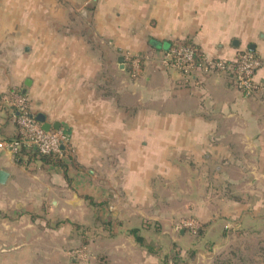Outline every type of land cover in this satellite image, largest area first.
<instances>
[{
	"label": "crops",
	"instance_id": "crops-1",
	"mask_svg": "<svg viewBox=\"0 0 264 264\" xmlns=\"http://www.w3.org/2000/svg\"><path fill=\"white\" fill-rule=\"evenodd\" d=\"M4 2L0 101L24 95L69 137L79 170L72 187L59 169L18 164L0 102V264H264V236L251 235L264 230V0H91L85 26L47 15L45 0L37 15L31 0ZM186 40L211 61L256 53L255 95L229 72L163 67Z\"/></svg>",
	"mask_w": 264,
	"mask_h": 264
},
{
	"label": "built area",
	"instance_id": "built-area-1",
	"mask_svg": "<svg viewBox=\"0 0 264 264\" xmlns=\"http://www.w3.org/2000/svg\"><path fill=\"white\" fill-rule=\"evenodd\" d=\"M134 69V78L139 76L141 64L140 56H131ZM162 64L176 67L182 72L193 74L195 72L215 73L229 72L234 84L245 96H254L258 89L256 75L262 68L261 58L251 51L245 50L238 53L235 60L211 61L205 56L197 58V51L187 46H177L167 51L162 59ZM2 105L12 109L13 118L17 125V137L9 144L13 154H18L22 147L35 149L40 154H62L64 149L71 148L69 137L60 130L45 131L42 124L30 112L26 97L12 91L3 95Z\"/></svg>",
	"mask_w": 264,
	"mask_h": 264
},
{
	"label": "rangeland",
	"instance_id": "rangeland-1",
	"mask_svg": "<svg viewBox=\"0 0 264 264\" xmlns=\"http://www.w3.org/2000/svg\"><path fill=\"white\" fill-rule=\"evenodd\" d=\"M15 1L18 3V7L21 8V4H22L23 0H15ZM38 1L39 0H31V4H30L33 7V12L35 13V15H37V12H38L37 11L38 10L37 9L38 8V5H37ZM90 1L91 0H72V1L71 0H45V3H46V11L45 12L47 15H49L51 17H54V16L57 17L60 13H63L64 16H66L68 18H69V15H71L73 13V14H75L76 17H79V16L82 17V20L80 18H78V22L82 23L83 20H86L89 17L88 13H89L90 8H88V4L90 3ZM0 2H1L0 6L3 7V11H4L5 2H4V0H0ZM47 18H48V16H47ZM35 19H36V16H35ZM49 22L51 23V19ZM78 22L76 23V25H74L75 28H78V29L85 28V27H82L84 25L83 23H82L83 25H81ZM164 55H165V53H164ZM164 55H163V57H164ZM163 57H162V59H163ZM130 59H131V57L129 58V60ZM132 64H133V69H134V62ZM161 64H162V60H161ZM162 66L165 68H170V69L180 71L179 69H177L176 67H173L171 65L162 64ZM140 72H141V69H139L138 73L140 74ZM13 155H14L15 160H16L17 155L16 154H13ZM22 160L24 162H26L27 157L26 156L23 157ZM191 223L192 224L195 223L194 219L189 220V218H188V219L184 220V224L190 225ZM197 225H199V224H197ZM189 227L194 230V232H192V233L197 235V236L200 233L199 232L200 229L202 231H204V229L200 225H199V227L192 226V225H190ZM262 233H264V230L263 231L262 230H253L251 235H253L254 237H256L258 235L264 236V235H262ZM232 235H234V234H232ZM251 235H249V236H251ZM251 247H253V249L255 250L254 253L258 254L259 252L262 251V245L261 244L256 245V243H254L253 245H251ZM235 263L239 264L241 262H235Z\"/></svg>",
	"mask_w": 264,
	"mask_h": 264
},
{
	"label": "trees",
	"instance_id": "trees-1",
	"mask_svg": "<svg viewBox=\"0 0 264 264\" xmlns=\"http://www.w3.org/2000/svg\"><path fill=\"white\" fill-rule=\"evenodd\" d=\"M182 45L196 49L197 58L202 59V56H204L202 51L199 49V46L195 45L190 40L173 43L169 50L171 48ZM25 156L27 157L26 162L22 160V158ZM16 161L20 165H28L32 162L40 161L43 166L59 169L69 185L72 187L75 181L72 171L76 170V168L77 170H79L75 160L73 159L67 148L62 151V154L43 155L35 149H26L25 147H22L19 154L17 155ZM131 232L137 242H139L140 244H144L145 240L138 234V230H131ZM199 232H201V229L199 230Z\"/></svg>",
	"mask_w": 264,
	"mask_h": 264
},
{
	"label": "water",
	"instance_id": "water-1",
	"mask_svg": "<svg viewBox=\"0 0 264 264\" xmlns=\"http://www.w3.org/2000/svg\"><path fill=\"white\" fill-rule=\"evenodd\" d=\"M92 6H93L92 3H90L88 5L89 8H92ZM120 62H123V60L120 59ZM38 121L42 124L43 129L45 131H51L53 127L56 128L57 130L59 129V126H57V125L53 126L52 124L47 123L43 117H39ZM8 177H9V174L6 171L0 170V184H5V182L7 181Z\"/></svg>",
	"mask_w": 264,
	"mask_h": 264
}]
</instances>
